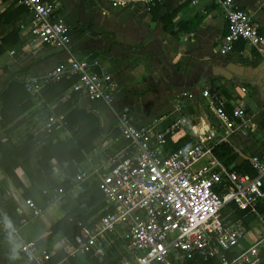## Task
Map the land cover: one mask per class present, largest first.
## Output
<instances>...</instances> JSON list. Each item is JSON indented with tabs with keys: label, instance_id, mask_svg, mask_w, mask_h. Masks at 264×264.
I'll return each mask as SVG.
<instances>
[{
	"label": "crops",
	"instance_id": "crops-1",
	"mask_svg": "<svg viewBox=\"0 0 264 264\" xmlns=\"http://www.w3.org/2000/svg\"><path fill=\"white\" fill-rule=\"evenodd\" d=\"M51 1L56 3L54 16L63 18L70 27L67 51L32 42L29 37L31 17L25 8L18 14L17 9L22 6L12 0H0V42L8 43L0 55V97L13 71H18L15 77L23 82L25 77L48 70L68 56H87L98 60L95 71L105 70L111 75L112 103L106 105L100 100H90L70 86L64 88L66 82L60 80L52 83H56L53 87L45 89L52 84L44 87L36 98L29 95L31 106L23 114L24 121L9 134L5 131L7 127L0 125V140L8 136L18 145L31 135L42 137L44 117L49 113L56 114L54 107L66 103L69 104L67 111L77 107L95 116L102 129L91 143L93 149L90 152L82 149L84 158L81 161L71 160L76 169L67 178L65 201H51V192L42 191L50 185L37 171V152L31 154V177L21 166L15 168L18 186L0 167V210L5 218L0 223V264H25L19 251L20 243L25 242H35L40 249L51 253L49 264H63L60 261L68 256V238L58 232L41 239L67 212L77 210L76 213L82 216L91 209L78 207L77 197L83 193L85 185L98 182V173L106 165L109 149L122 146L115 128L121 111L128 112L138 124H149L154 118H161V128L178 116H185L190 123H212L215 118L209 99L202 93L206 90L210 96L218 97L223 108L229 104L230 113L238 104L246 111V133L236 131L228 142L240 158L236 163H248L250 154L264 155V50L261 53L247 42L238 41L231 51L220 53L226 21L216 3L208 0H129L124 5L112 7L108 0ZM235 2L252 15L264 38V0ZM152 8H155L154 18ZM167 15H171L170 18H165ZM241 87L246 91H240ZM56 115L64 116V113ZM13 123L11 121L7 126ZM187 129L168 135V144H179L185 139L192 143ZM77 130L76 125L68 128L64 124L60 136L71 138ZM56 135L46 138L54 142ZM42 144L43 141L37 148ZM170 145H167L168 149ZM204 161L202 158L200 163ZM50 164V177L59 186L64 169L55 159ZM79 172L85 173L82 181L75 179ZM26 198L33 199L41 207L38 216L27 217ZM6 205H13L14 210L6 212ZM23 217H27L24 223L21 222ZM244 221L247 232L240 239L238 248L249 245L262 232L261 225L256 224L253 217L246 216ZM12 226L16 227L17 233L7 236L5 232ZM123 251L120 245L116 257ZM111 255L100 259L77 253L68 259L73 260L71 264H117L115 254Z\"/></svg>",
	"mask_w": 264,
	"mask_h": 264
},
{
	"label": "built area",
	"instance_id": "built-area-1",
	"mask_svg": "<svg viewBox=\"0 0 264 264\" xmlns=\"http://www.w3.org/2000/svg\"><path fill=\"white\" fill-rule=\"evenodd\" d=\"M12 1L24 7L31 17L32 42L68 50L70 27L63 18L54 16L55 2ZM108 1L117 7L129 0ZM208 1L217 4L226 21L220 53L231 51L238 41L263 52L264 38L249 12L239 8L235 0ZM97 65L96 58L68 56L48 70L27 76L23 85L36 98L54 82L73 80L72 90L111 105L112 77L105 70L95 71ZM240 91L245 92V87ZM202 93L209 99L215 118L212 123H190L185 116H178L161 128L158 117L149 124H138L126 111L117 115L115 128L123 144L109 149L106 165L98 173L104 204L88 220L76 219L79 230L68 239V256L79 253L101 259L109 253L117 255L121 245L124 251L117 264H187L196 259L215 264H264V155H248L251 172L227 168L214 155L213 148L229 142L236 131L246 133V111L238 104L230 116L217 96H210L206 90ZM179 105L177 101L176 107ZM63 126L62 115L49 113L41 131L48 136ZM185 127L193 142L168 149L167 136ZM202 158L205 161L200 163ZM84 176V172H79L75 179L82 181ZM43 192H51V201L66 200V187ZM24 205L29 218L41 213V207L31 198H26ZM236 210L245 215H236ZM246 216L253 217L262 232L249 245L238 248L247 232ZM27 217L21 222H26ZM3 220L0 210V223ZM72 220L73 217L68 218ZM16 233L15 226L5 232L7 236ZM19 251L25 264H49L51 259V253L35 242L20 243ZM68 256L60 263L71 264Z\"/></svg>",
	"mask_w": 264,
	"mask_h": 264
},
{
	"label": "trees",
	"instance_id": "trees-1",
	"mask_svg": "<svg viewBox=\"0 0 264 264\" xmlns=\"http://www.w3.org/2000/svg\"><path fill=\"white\" fill-rule=\"evenodd\" d=\"M23 10H24L23 7H19L17 9L18 14H20ZM151 10H152V17L154 18L155 16L153 15V12L155 8H152ZM170 16L171 15H167L165 16V18H170ZM16 17H14V19ZM194 25L195 24H191V26ZM164 30H167V27L165 25H164ZM7 47H8V43L5 42V40L0 42V55L6 50ZM5 71H7L6 68ZM17 73L18 71H13L10 73V77L7 81V85L3 89L0 97L1 100L0 125L2 127H7L5 129L7 134H9L10 131H12L15 127H17L24 121L23 114L31 106L30 96L26 91V89L24 88L23 82L19 81L15 77ZM61 82H66L64 83L65 84L64 88H66L72 85L73 80H61ZM55 84H52L45 89H48L51 86L53 87L55 86ZM68 108H69V104L63 103L55 106L53 110L56 114L64 113L63 122L68 128H71L73 125H76L78 127V130L74 132L73 137L71 138L66 136L61 137L60 135L63 132L62 129H60L52 133V134L57 133L54 142L51 139H47L49 135L47 137L44 132H42V137L41 135L40 136L31 135L28 136L18 145L14 144L8 136H6L5 139L0 140V167L10 177V179L16 186L20 185V182L14 172L16 167L21 166L28 176L30 177L32 176L31 154L34 151L37 152V156H36L37 171L44 175V177L46 178L47 182L50 185L48 189L52 190L59 186L67 187L65 185L67 184V182H69L67 178L70 177V174L72 173L74 174L76 169L75 165L72 163L71 160L75 159L76 162H79L84 158V155L81 154L82 149L85 150L86 152H90L93 149L94 146L91 144L92 141L96 137H98L102 132L98 119L95 116L91 115L90 113L85 112L81 108L74 107L70 111H67ZM224 110L230 116L232 115V112L230 113L229 111L230 110L229 104L226 105V109L224 108ZM11 121H14V123L8 127L7 125ZM42 141H43L42 146L37 148ZM189 143H191V140L185 139L179 144L176 143L170 145L171 143L168 144V136H167V145H170L171 148L173 149H176L180 146ZM213 152L214 155L227 168L235 170L237 172H251L249 165L246 161H243L239 164L236 163V158L238 157V154L228 142H221L219 144H216L213 148ZM52 159H55L57 163L64 169V177L61 184H59V186H57V184H55V182L52 181V178L50 177L49 174V169L51 168L50 163ZM4 202H5L4 204L7 203L6 201ZM77 204L78 207L88 206L91 207V209L89 210V212H87L85 215L82 216L76 213L77 210H71L67 212L63 217L55 221L50 226L49 234L44 238H42L41 240L46 239L58 232L63 233V235L66 238L72 239L78 233L79 230V228L76 225V219L81 218L82 220H86L88 217L97 214L99 212L104 202H103L102 194L98 189V182H93L91 185H85V189L83 193L77 197ZM13 208H14L13 205H11V207L7 206L6 212H11L12 210H14ZM235 214L239 216H244L245 212L236 210ZM69 217H73V220L68 221ZM109 256H112L111 253H109ZM92 259L96 261L95 258ZM72 261L73 260L71 259V262ZM115 261H118V256L115 259ZM187 264H215V262L196 259L189 261Z\"/></svg>",
	"mask_w": 264,
	"mask_h": 264
},
{
	"label": "rangeland",
	"instance_id": "rangeland-1",
	"mask_svg": "<svg viewBox=\"0 0 264 264\" xmlns=\"http://www.w3.org/2000/svg\"><path fill=\"white\" fill-rule=\"evenodd\" d=\"M26 78V77H25ZM236 138H238V137H236ZM239 139V138H238ZM244 155H248V153L247 152H242ZM254 221H256V220H254ZM256 224H258V222L256 221ZM120 250V249H119ZM115 258L114 259H116L117 257L116 256H114Z\"/></svg>",
	"mask_w": 264,
	"mask_h": 264
},
{
	"label": "water",
	"instance_id": "water-1",
	"mask_svg": "<svg viewBox=\"0 0 264 264\" xmlns=\"http://www.w3.org/2000/svg\"><path fill=\"white\" fill-rule=\"evenodd\" d=\"M239 159H240V158H236V162H238V161H239Z\"/></svg>",
	"mask_w": 264,
	"mask_h": 264
}]
</instances>
